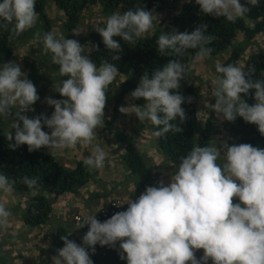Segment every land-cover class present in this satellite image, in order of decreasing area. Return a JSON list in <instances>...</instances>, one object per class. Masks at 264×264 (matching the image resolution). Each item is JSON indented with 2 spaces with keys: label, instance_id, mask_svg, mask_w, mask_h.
<instances>
[{
  "label": "clouds",
  "instance_id": "1",
  "mask_svg": "<svg viewBox=\"0 0 264 264\" xmlns=\"http://www.w3.org/2000/svg\"><path fill=\"white\" fill-rule=\"evenodd\" d=\"M246 2L248 6L241 0H195L203 14L232 23L260 0ZM156 18L144 7L130 9L110 15L96 31L119 60L123 50L120 41L136 45L153 29ZM37 20L36 0H0V29L12 24L19 36ZM207 30V24H201L191 32H162L156 41L157 51L162 56L182 57L187 50L198 49L196 59L203 60L211 55L209 45L214 40ZM72 32L78 36L82 31ZM43 45L45 53H51L52 63L59 66L63 79L54 84V90L63 99L47 97L46 103L54 107L51 116L41 113L29 118L26 113L34 112L33 106L40 100L36 86L16 62L0 64V118L14 117L4 135L8 147L14 150L27 145L29 152L46 147L53 155L56 150L81 145L91 150L84 166L89 171L99 170L105 166L106 152L94 142L97 129L105 123L106 93L119 69L107 61L97 66L87 44L58 37L55 32L43 35ZM190 70L191 66L181 60L170 59L151 75L144 73L130 94L142 99L143 106L133 105L130 112L121 107L120 111L135 113L140 122H150L156 137L180 132L177 121L186 119L182 104L191 98L179 89ZM215 71L220 76L211 93L215 99L212 110L228 122L242 118L256 125L264 136V79H253L252 73L232 64L217 62ZM250 90L252 104L244 99ZM44 126L50 132L44 131ZM172 166L175 171L169 183L159 181L156 186H147L137 199L129 196L123 203H115H127L126 210L103 222L96 215L86 216L79 226H88L83 243L62 236L63 247L57 249L52 264H94L89 250L94 253L97 244L115 247L117 242L120 259L126 264H208L209 260L211 264H264V148L227 142L218 147L213 140L193 147L178 166ZM23 183L31 189L38 179L25 176ZM11 191L12 183L0 173V192ZM11 215L0 202V231L7 229ZM201 249L203 254L197 258L195 253Z\"/></svg>",
  "mask_w": 264,
  "mask_h": 264
},
{
  "label": "trees",
  "instance_id": "2",
  "mask_svg": "<svg viewBox=\"0 0 264 264\" xmlns=\"http://www.w3.org/2000/svg\"><path fill=\"white\" fill-rule=\"evenodd\" d=\"M48 0H36V12L41 21L42 33L52 32V20L48 12ZM55 5L63 11L66 17L65 27L69 30L77 28L83 18L85 10L93 5H100L103 13L112 15L114 13L123 14L128 10L144 7L146 10L153 11L155 14L163 8L165 4L172 6L170 13L173 18L170 24L164 28H156L151 34L143 36L137 41L136 45H129L125 41H120L122 52L119 60L114 59L116 53L107 50L102 42V37L93 42L94 48L90 54L91 59L101 65L105 61L115 64L119 73L127 76L121 85L119 93L113 98V111L115 115L120 113V108L124 107L127 96L137 87L141 76L162 67L170 59H179L182 63L191 66L185 80L181 82L180 93L186 98L182 107L185 109L186 119L179 126L180 132L169 131L162 137L157 138V148L169 158L173 165L178 166L182 157L195 146H205L212 143L214 133L215 117L209 116L205 121V126L200 125L199 96L192 73L193 59L196 57L198 49H189L182 57L175 55L162 56L157 51L156 41L162 32L171 33L176 31H193L201 24H207V35L214 37L209 45L212 48L211 55H217L227 49H231L230 56L223 65H236L243 53L249 47L258 45V39L264 32V0H260L259 5H249V11L244 17L237 19L235 23L227 21L223 17H213L205 15L200 11L199 5L195 0L180 3V0L158 1L155 0H54ZM241 3L247 5L246 0ZM13 25L7 29H0V64L7 63L14 55L12 41L22 40L31 36L28 32H23L17 36L13 32ZM41 32L38 35L42 34ZM242 35L241 42L235 40ZM34 36V35H33ZM119 39V38H117ZM87 43V42H86ZM59 68V66H57ZM243 70L250 72L253 79H264V53L253 52L247 59ZM108 93V92H107ZM106 93V95H107ZM244 99L249 104L254 103L253 90ZM137 103L143 105L142 99H137ZM34 116H29L32 118ZM14 119V117H12ZM104 127L123 148L124 165L131 175H138L141 180V191L144 192L147 186H152L154 182L153 169L147 163L144 155L136 146L135 136L126 132L113 129L112 122L105 116ZM154 128V127H153ZM225 128L230 137L239 143H249L255 147L264 148V136L257 130V126L237 118L234 122L225 123ZM155 130V129H154ZM6 130L0 121V173L6 175L12 183V188L17 193L29 195L33 191L34 196L28 198L27 207L24 208V222L30 227L46 224L51 218L53 211V198L65 193L79 194L81 188L86 186L93 177V172L89 171L83 164V160L75 162L72 166H65L57 157L51 155L44 147L37 151L29 152L27 145H22L17 149H10L5 138ZM14 135V133H13ZM14 142V141H13ZM38 179V184L33 188H28L23 183V177ZM96 196H101L99 192ZM26 204V203H25ZM101 222L105 218L99 219ZM60 235H66V230L61 227L58 231ZM63 244V241L61 240ZM44 252L45 250L42 249ZM94 264H126V260H121L119 255V244L114 250L107 249L105 253H98L91 258ZM44 260V259H43ZM1 264H8L6 261ZM43 264V263H42Z\"/></svg>",
  "mask_w": 264,
  "mask_h": 264
},
{
  "label": "rangeland",
  "instance_id": "3",
  "mask_svg": "<svg viewBox=\"0 0 264 264\" xmlns=\"http://www.w3.org/2000/svg\"><path fill=\"white\" fill-rule=\"evenodd\" d=\"M47 4L49 16L52 20V32H55L58 37L65 36L67 39H77L82 45L87 44L89 48L93 50V42L101 38L100 34L96 31V27H103L111 14L107 15L103 13L101 6L98 4L88 7L83 13V18L79 26L73 29L82 31L81 34L77 36L72 32L73 30H69L65 27V14L55 5L54 0H48ZM171 8L172 6L169 4H165L163 8L157 12L156 15L158 18L154 20L153 29L144 36L151 34L158 27L164 28L167 24H170L173 17V14L170 13ZM41 26L42 23L38 19L33 28L25 31L28 32L29 35L31 34V36L22 40L14 39L12 41L14 55L9 60L21 66L22 71L27 73L28 78L36 86L40 96V100L33 106L35 111L27 112V116H36L41 113L51 116L54 107L46 103V98L63 99V97L54 90V84L59 83L63 78L59 75V68L51 61V53H45L44 51V33H42ZM39 32L42 34L38 35ZM242 39V35H240L235 40V43L241 42ZM92 50L88 53L89 55ZM260 51L264 53V32L258 39V45L246 49L237 66L244 68L250 55L253 52ZM230 52L231 49L229 48L220 54L214 56L210 55L203 60L196 59L192 63L193 78L199 96L200 125L202 127L205 126V121L209 116L215 117L214 124L216 129H214V133L217 138L214 140L217 142V145L224 141L223 137L228 134V131L225 128L226 120H222L221 117L212 110V104L215 103V99L211 96V93L215 88V81L220 76V74L215 71V64L217 62L224 64L230 56ZM126 78V75L118 73L116 80L109 86L110 89L106 95L107 101L104 115L111 120L113 129H119L129 135H134L136 146L139 150L140 148H150V142L147 143L146 139L151 138L149 136L154 133V128L153 131L152 128L148 130V128H146L148 127L146 123L142 124L135 113H123L120 111L118 115L114 114L113 97L119 93L123 83L122 81ZM126 99L127 101L124 104V107H128L126 111H132L131 106L133 105H140L137 103V99L132 98L131 95H128ZM0 121L4 129L10 130L12 118H10V120L0 118ZM43 130L50 132L46 126H44ZM12 132L14 133L15 130L13 129ZM97 134L98 137L94 143H98L106 152L105 166L99 170L92 171L93 177L86 186L81 188L79 194L66 195L65 193V196L62 197L63 199H55L57 209L64 207L70 208L71 205L75 208V204H79L78 201H80L83 207L81 211L92 212L93 214L102 207L108 208L110 206V198L112 200L115 197H120L126 201L130 196L132 200H135L142 193L140 183L138 182L141 178L138 175H131L130 171L128 175H126L124 183L120 184L118 182V180H121V176L124 177L125 175V169L122 165L124 162L123 159H121L123 148L120 143L113 139V136L108 133L104 126L97 129ZM154 141L155 139L153 138L151 143H154ZM44 148L49 151L46 147ZM90 151L88 147L77 145L75 148L56 150L53 154L65 166H72L75 162L84 161L88 158ZM112 152L115 153L114 157H110V153ZM166 158L171 163L167 156ZM110 159L111 161L119 162L114 169L112 167L115 165V162L110 163ZM165 167L168 170V165L166 163ZM173 170L175 169L173 168ZM167 173L169 177L174 174L172 169L168 170ZM130 180H132V182H130ZM158 182L159 180L154 176L152 186H156ZM129 186L131 188H128ZM97 192L101 195L100 197L96 196L95 193ZM35 194V191L29 193V195L16 193L13 188L10 193L0 192V202H4L12 213L9 221L20 220L24 222V208L27 207L28 198ZM67 196H69V198ZM50 198L52 199L53 195L50 196ZM125 205L127 208V203H125ZM67 220L69 222V219ZM16 223L17 224H15L14 221L12 226L8 224L7 229L0 231V264L5 261L8 264H49V262L51 264L52 257L57 254V249L59 248L57 246L55 247L54 244H52L51 247L50 240L47 238L42 226L29 228L26 227V223H22V227L19 229L20 225L18 222ZM11 227L14 228L11 229ZM48 227L47 225L46 229ZM42 249L45 251L43 252ZM51 251H53L54 255L50 254ZM20 253L22 254L21 257L19 255Z\"/></svg>",
  "mask_w": 264,
  "mask_h": 264
},
{
  "label": "crops",
  "instance_id": "4",
  "mask_svg": "<svg viewBox=\"0 0 264 264\" xmlns=\"http://www.w3.org/2000/svg\"><path fill=\"white\" fill-rule=\"evenodd\" d=\"M189 0H184L183 2H188ZM182 0H180V3H183ZM168 14V13H167ZM173 18V17H172ZM196 60V57L193 59V61ZM141 107L143 105H140ZM199 116V121H201V117H200V114L198 115ZM142 124L143 123H146V125L148 127V130L152 128V131H153V126L151 125L150 122L148 121H144V122H141ZM215 126V124H214ZM214 129H216V127H214ZM152 131H150L151 133H153ZM152 139L154 138L155 141L154 143H151L152 139L149 138V139H146V142L149 143L150 142V148H140V152L143 153V155L146 157V160L148 162V164L150 165V167L153 169V175L156 177L157 180L159 181H163L165 184L169 183L170 181V178L167 173L168 170H171L174 172L175 170H173V166H172V162L170 163L168 161V159L166 158V156H163V154L158 150L156 144H157V138L154 134H150V136ZM217 136H215V133H213V136H212V141L214 139H216ZM224 141L220 144H218L217 146L220 147L224 142H227L229 145L231 144H239L238 141H236L235 139H233L232 137H230V134H226L224 137H223ZM139 150V148H138ZM115 156V153H110V157H114ZM115 162V165H113V169L116 167V165L119 164V162L117 161H111L110 159V163H114ZM118 163V164H117ZM165 163L168 165V170L167 168L165 167ZM124 169H125V175L124 177L121 176V180H118V182L121 184V183H124L125 179H126V175H128V170L127 168L125 167L124 163L122 164ZM130 182H132V180H130ZM126 183V182H125ZM128 188H131L130 186ZM127 188V189H128ZM17 193V192H16ZM66 195H72V193H66ZM52 196V195H50ZM63 196H65V194H62L61 196L59 197H55V198H52V202H53V211L51 213V218L50 220H48V222L46 224H43V225H39V226H42L43 230L45 231V234L47 235V238H49V242L51 243V247H52V244H54V246L58 247V248H61L63 247V244L61 243V237L63 235H60V233H58L59 229L61 227H63L67 234L68 235V238L71 239V240H74L76 243L78 244H82V237L84 236V232H83V228L82 227H79L80 225L78 223L75 222L74 220V216L76 213H79V212H82L81 210H83V207H82V204L80 203V201H78L79 204H75V208H73L74 206L71 205L70 208H60V209H57L56 208V200L55 199H61ZM69 198V196H67ZM67 198V199H68ZM63 199V198H62ZM66 199V200H67ZM111 200V198H110ZM24 206V204H23ZM97 207V206H96ZM69 219V222L68 220ZM15 221V224H17L16 222L19 223V229H21L22 227V223L24 224L25 222H21L20 220H10L9 221V226H12L13 222ZM49 226L47 229H46V226ZM24 227V226H23ZM26 227H29L31 228L30 226L26 225ZM14 228V227H11V229ZM14 230V229H13ZM18 230V229H17ZM72 232V233H70ZM70 233V234H69ZM50 254H53V251L50 252ZM203 254V250H197L195 255L197 256V258H199L201 255ZM20 257L22 256V254L20 253L19 254ZM14 264V263H13ZM40 264V263H39ZM50 264V262H49ZM52 264V262H51ZM208 264H211V261L209 260Z\"/></svg>",
  "mask_w": 264,
  "mask_h": 264
},
{
  "label": "built area",
  "instance_id": "5",
  "mask_svg": "<svg viewBox=\"0 0 264 264\" xmlns=\"http://www.w3.org/2000/svg\"><path fill=\"white\" fill-rule=\"evenodd\" d=\"M158 1H163V0H155V2H158ZM167 1H173V0H167ZM184 0H182L183 2ZM124 201L122 200V198L120 197H115L112 199V202L110 203V206L108 208H105V207H102L101 210H98V211H95L93 214L92 212H79L77 213L75 216H74V219L76 221V223H78L79 225L81 224V222L83 221V219L88 216V215H96V218L99 220V219H102V218H105V219H108L110 218L113 214H115L116 212H119V211H123V210H126L125 209V205H120V206H117L115 203H123ZM234 202H238L236 200V198H234ZM83 230H84V233H86L88 231V226L85 225L83 227ZM119 242H117L116 245H118ZM115 247H109V246H100L99 244H97L95 246V252H91V250H89V255H90V258L94 257L96 254L98 253H105L107 251V249H111V250H114Z\"/></svg>",
  "mask_w": 264,
  "mask_h": 264
}]
</instances>
